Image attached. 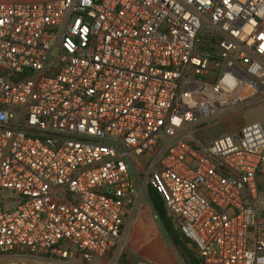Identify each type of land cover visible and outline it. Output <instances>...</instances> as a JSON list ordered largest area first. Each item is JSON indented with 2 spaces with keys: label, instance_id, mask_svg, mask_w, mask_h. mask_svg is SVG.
Returning a JSON list of instances; mask_svg holds the SVG:
<instances>
[{
  "label": "built area",
  "instance_id": "2783aa9c",
  "mask_svg": "<svg viewBox=\"0 0 264 264\" xmlns=\"http://www.w3.org/2000/svg\"><path fill=\"white\" fill-rule=\"evenodd\" d=\"M255 105L264 0L0 3V264L115 253L149 184L201 264H264L263 124L199 138Z\"/></svg>",
  "mask_w": 264,
  "mask_h": 264
},
{
  "label": "rangeland",
  "instance_id": "374dc122",
  "mask_svg": "<svg viewBox=\"0 0 264 264\" xmlns=\"http://www.w3.org/2000/svg\"><path fill=\"white\" fill-rule=\"evenodd\" d=\"M24 1L26 0H0L1 3H20ZM255 122H260L264 126V105H255L239 115L226 119L210 130L201 132L199 138L201 142L209 143L220 136L233 133L234 131L240 130ZM149 183L150 182H147V184ZM261 193L264 198V182ZM4 196L8 197L9 193H5ZM154 215L158 214L153 207L149 195L147 193L143 194L139 201L137 214L127 223V230L123 244L115 253L103 257L100 264H161L156 260H152L151 262L147 257L142 258V256H139V251L144 247V244L140 241L144 240L143 235H147V237H150L151 239L148 251L154 253L156 256L161 255V261H165V264H169L168 258L166 259V256L162 255L164 252L159 251L158 247L155 246L157 241L155 238L152 239L155 235L153 233V227L155 228L157 235H161V237L164 238L165 244H167V246L178 255L180 264H186L164 230L159 216L158 219H155ZM46 259L51 261L32 262L34 264H94V260H92L91 263H84L81 258L69 261H63L61 259L54 260L55 258L52 257H46Z\"/></svg>",
  "mask_w": 264,
  "mask_h": 264
},
{
  "label": "trees",
  "instance_id": "16d2710c",
  "mask_svg": "<svg viewBox=\"0 0 264 264\" xmlns=\"http://www.w3.org/2000/svg\"><path fill=\"white\" fill-rule=\"evenodd\" d=\"M147 191L164 230L183 260L186 264H201L195 252L189 247V242L181 235L179 230L176 229L175 223L169 216L161 196L151 184L148 185Z\"/></svg>",
  "mask_w": 264,
  "mask_h": 264
},
{
  "label": "crops",
  "instance_id": "0c3cea01",
  "mask_svg": "<svg viewBox=\"0 0 264 264\" xmlns=\"http://www.w3.org/2000/svg\"><path fill=\"white\" fill-rule=\"evenodd\" d=\"M58 0H26L24 2H35V3H56ZM1 3V2H0ZM5 3V2H4ZM16 3V2H13ZM6 4H12V2L10 3H6ZM139 208V206H138ZM138 210V209H137ZM137 214V211L135 213V215ZM134 215V217H135ZM133 217V218H134ZM127 230V227H126ZM153 233L155 234L153 238L156 239V245L158 247V250L161 252H164L162 255L166 256V259L168 258L169 260V264H180V260L178 255H176V253L173 252V250L167 246V244H165L164 238L157 235L155 228L153 227ZM144 240H140L143 244L144 247L139 251V256H142V258L147 257V259L152 260H156L157 262L161 263V264H165V261H161V255L156 256L154 253H151L148 251V246L150 245V237H147V235H143ZM24 260L28 263V264H34L33 262L37 263L40 261H51L46 259V257H37V256H33V255H27L26 257H24ZM54 260H59L57 258H55ZM94 264H100L102 258H94ZM33 261V262H32ZM91 263V262H90ZM147 264V263H146ZM155 264V263H154ZM157 264V263H156Z\"/></svg>",
  "mask_w": 264,
  "mask_h": 264
}]
</instances>
